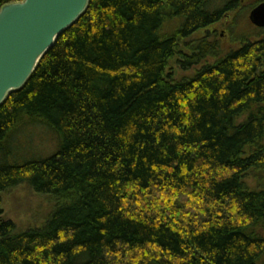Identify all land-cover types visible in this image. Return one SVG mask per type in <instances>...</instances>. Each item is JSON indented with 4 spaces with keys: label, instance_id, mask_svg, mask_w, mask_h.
Wrapping results in <instances>:
<instances>
[{
    "label": "trees",
    "instance_id": "obj_1",
    "mask_svg": "<svg viewBox=\"0 0 264 264\" xmlns=\"http://www.w3.org/2000/svg\"><path fill=\"white\" fill-rule=\"evenodd\" d=\"M242 2L91 0L0 106V216L21 185L44 200L27 229L0 218V264H264V28Z\"/></svg>",
    "mask_w": 264,
    "mask_h": 264
},
{
    "label": "water",
    "instance_id": "obj_2",
    "mask_svg": "<svg viewBox=\"0 0 264 264\" xmlns=\"http://www.w3.org/2000/svg\"><path fill=\"white\" fill-rule=\"evenodd\" d=\"M91 0H22L0 9V106L21 90L58 38L88 10ZM264 28V2L249 15Z\"/></svg>",
    "mask_w": 264,
    "mask_h": 264
},
{
    "label": "rangeland",
    "instance_id": "obj_3",
    "mask_svg": "<svg viewBox=\"0 0 264 264\" xmlns=\"http://www.w3.org/2000/svg\"><path fill=\"white\" fill-rule=\"evenodd\" d=\"M254 1L255 0H243L242 5L240 7L243 13L246 14L248 20H249L250 12L256 6L262 3L260 2L253 7V4L255 3ZM227 31H228L227 27L224 23L217 29L218 33L223 34V39H227L226 38L228 37ZM224 35H226V37H224ZM223 39L221 38V40ZM40 203H44V200H42V198L32 194L27 186L21 185L3 195L4 211L3 214L0 216V218L4 221L11 220L12 222H14L18 231L27 229L38 218L37 208Z\"/></svg>",
    "mask_w": 264,
    "mask_h": 264
},
{
    "label": "flooded vegetation",
    "instance_id": "obj_4",
    "mask_svg": "<svg viewBox=\"0 0 264 264\" xmlns=\"http://www.w3.org/2000/svg\"><path fill=\"white\" fill-rule=\"evenodd\" d=\"M255 27V26H254ZM256 28H258V27H256Z\"/></svg>",
    "mask_w": 264,
    "mask_h": 264
}]
</instances>
